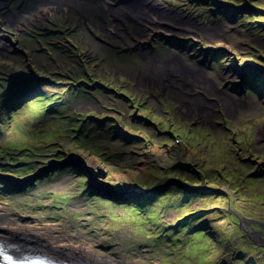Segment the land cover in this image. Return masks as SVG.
I'll use <instances>...</instances> for the list:
<instances>
[{
    "label": "rangeland",
    "instance_id": "1",
    "mask_svg": "<svg viewBox=\"0 0 264 264\" xmlns=\"http://www.w3.org/2000/svg\"><path fill=\"white\" fill-rule=\"evenodd\" d=\"M145 3L112 38L100 13L0 23V228L19 253L47 252L15 228L41 218L126 264H264L240 229L264 226V0ZM161 61L190 89L145 81Z\"/></svg>",
    "mask_w": 264,
    "mask_h": 264
},
{
    "label": "bare ground",
    "instance_id": "2",
    "mask_svg": "<svg viewBox=\"0 0 264 264\" xmlns=\"http://www.w3.org/2000/svg\"><path fill=\"white\" fill-rule=\"evenodd\" d=\"M20 1L21 0H13V3L10 4L9 8L5 6L4 2L1 3L2 8H0V19L6 20L9 27L15 26L18 29L24 28L25 26H23V23L21 22L28 21V23L31 24L32 21L35 20L36 14H38L39 15L38 17L42 20V18H44L45 15H51L52 11L50 8L53 6L55 8H58V10L62 14H65V15L70 14L75 19L84 18L85 16L86 17L89 16L87 17V20L89 22L92 21L91 16L95 18L98 13L102 14L106 18V20H105V23L103 21L100 22L101 23L100 27H101V30H103V32L106 34L105 37H108V34L110 33L108 38H112L114 31H116L117 26L119 28V25L118 24L116 25L113 22L112 16L111 15L108 16L107 12L111 13L112 15H116L117 13H119V11L117 10L119 9L121 11L120 12L121 14L119 15L121 18H123L125 16V13L131 10L129 6L125 5L124 1H123L124 5L118 4L117 5L118 7L116 6V8H112L109 10L108 6L110 5V1H113V0H95V1L91 0V1L96 2L95 5H93L94 3L89 2L90 0H86V2L84 1L83 3L84 5H82L81 3L82 1H79V0H26L23 3V6L21 7V9L18 10L17 4L20 3ZM142 1L143 3L146 2V0H142ZM145 5H147V3H145ZM146 7L147 8L141 9L143 10L142 15L141 17L137 18V20H139L140 23L143 21L141 23L142 27L145 26L146 22L148 23L150 22L149 19L153 20V17H152L154 13L153 5H147ZM174 15L177 16L176 14ZM110 16L112 19H109ZM150 24H152V22ZM27 26H30V25L27 24ZM93 28H95V25ZM127 28H129V26H127ZM130 29L124 30V32L129 33L128 31H131ZM116 32H118V30ZM93 33H95V31H93ZM140 37L145 38V35L142 34L140 35ZM1 45L2 46L5 45V40L2 37L0 38V46ZM1 53L4 54L5 52L0 50V54ZM7 53L9 52L7 51ZM121 56L123 57V55ZM141 58L145 60L144 56H141ZM158 63L159 64L157 66H153L152 68L153 69L158 68L161 71L160 73L161 75L159 76L160 78H156V77H153L151 74H148L147 79H146L148 82L149 81H155V82L163 81L162 79L165 77V74L163 73L164 66H162V69H161V67L159 66L162 65L163 63L162 61ZM171 66L172 65H168L166 68L167 69L168 67L171 68ZM0 215H4L2 210L0 211ZM27 224L28 225H26L25 227L24 225L17 224L15 225V228H18L20 226L19 228L21 229H27L29 231L28 235L32 234L31 237L28 238L30 241L33 240L32 245L43 248L48 253H51V254H48L47 252L42 251L43 254L47 256L48 260H51V261L59 260L67 264H126L121 260L120 257L115 258V257H110L109 255H106V256L102 255L101 253L97 252L96 249L93 248V246L92 247L87 246L85 243L84 244L81 243V241H76L75 237H73L74 235L72 236L70 234L64 233L60 225H56L53 223L49 224V222L46 223L41 218L37 220H30ZM11 226L14 227V223H11ZM11 226L9 222L2 229L0 228L1 229L0 239L3 240V242L6 243L8 247L10 246L13 247L12 244L14 242V239L9 238V236L11 235L14 236V234H11L12 232H14L13 231L14 229H11ZM10 240H13V242ZM14 243L16 244L20 242H14ZM39 251L41 252V250ZM128 264H142V263L140 261L138 262L131 261Z\"/></svg>",
    "mask_w": 264,
    "mask_h": 264
},
{
    "label": "flooded vegetation",
    "instance_id": "3",
    "mask_svg": "<svg viewBox=\"0 0 264 264\" xmlns=\"http://www.w3.org/2000/svg\"><path fill=\"white\" fill-rule=\"evenodd\" d=\"M26 0H23L22 1V3H24ZM5 3V6L6 7H8L9 8V6H10V4L11 3H13V0L12 1H10V0H8V1H6V0H0V6H1V3ZM89 2H91V3H94L93 5H95V2L94 1H89ZM112 3H115V0H113V2H111L110 1V5L112 4ZM4 6V7H5ZM111 6H113V5H111ZM0 8H2V6L0 7ZM51 9V11L53 12V11H56V12H60L59 10H58V8H55V7H51L50 8ZM33 15H35V14H33ZM43 15V14H42ZM39 15L38 14H36L35 15V20L34 21H32L33 23H35V22H40V21H42L39 17H38ZM48 16H50V15H45V17L44 18H47ZM86 17V16H85ZM85 17H84V19H85ZM44 18H42V19H44ZM72 18V20H74V18L73 17H71ZM86 20H87V17H86ZM78 21H80L79 19H78ZM88 21V20H87ZM137 21H139V20H137ZM7 21L6 20H1L0 19V23H6ZM89 22V21H88ZM140 22V21H139ZM21 23H23V26H25L24 28H26V26H27V24L29 25V23H28V21H22ZM127 26H129V23L127 24ZM30 27V26H29ZM128 29H130V26H129V28H126L125 30H128ZM0 30H1V27H0ZM131 30V29H130ZM132 31V34H133V30H131ZM129 33H131V32H129ZM136 33V32H135ZM5 44H6V41H5ZM2 47V45L0 46V48ZM3 47H4V45H3ZM10 47V46H9ZM0 50H2L3 52H4V49L3 48H1ZM150 50H151V48H150ZM10 53V52H9ZM164 62V61H163ZM168 65H172L171 66V68H169L168 67V69L166 68ZM162 66H164L163 67V73L165 74V77H164V80L162 81V83H166L165 82V79L166 78H171V80H170V82L169 83H171L172 82V80L173 79H178L177 77H175L174 75H179V74H181L180 72V68L175 64V63H171L170 61H165L164 62V64H162V65H160L159 67H161V69H162ZM152 68V67H151ZM153 69V68H152ZM159 71V69L157 68V69H153V70H151V71H149L148 72V74H151L153 77H156V78H160L159 76L161 75V74H156L155 72H158ZM166 74H167V76H166ZM174 74V75H173ZM171 75V76H170ZM180 78V77H179ZM146 79H147V77L145 78V81H146ZM179 80V79H178ZM177 80V82H179ZM184 81H188V82H190V83H194V82H196L195 80L193 81L192 79H186L185 77H184V79H183ZM191 80V81H190ZM150 82V81H149ZM155 84H158V82H155V81H153ZM181 83H182V85H180V87H179V90H181V91H184V90H187V89H190L189 87H187V84L186 83H183L182 81H180ZM172 84H173V82H172ZM177 86V85H176ZM236 105H238V104H236ZM240 229L241 230H243V231H245L247 234H248V237H249V240H251V242L255 245V248H259L261 251L262 250H264V226L263 225H254V226H252V227H250V226H248V225H246V226H240Z\"/></svg>",
    "mask_w": 264,
    "mask_h": 264
},
{
    "label": "water",
    "instance_id": "4",
    "mask_svg": "<svg viewBox=\"0 0 264 264\" xmlns=\"http://www.w3.org/2000/svg\"><path fill=\"white\" fill-rule=\"evenodd\" d=\"M63 164L64 165H70V164H72V165L78 166V167L80 166L78 163L74 162L73 160H66V162H63ZM33 180L34 179L32 178L31 179V182H33ZM91 185H93L94 187L98 188V186L94 185L93 183ZM105 191H106V193L103 192V193H101V195L106 196V198H108L109 200H112V201H116L117 200V195L119 193H115V192L113 193V192H111L108 189H106Z\"/></svg>",
    "mask_w": 264,
    "mask_h": 264
}]
</instances>
